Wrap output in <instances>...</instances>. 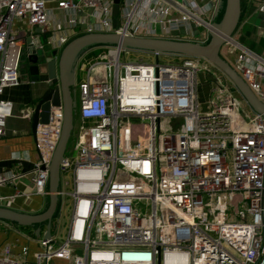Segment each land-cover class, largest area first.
Segmentation results:
<instances>
[{"label": "built area", "instance_id": "obj_1", "mask_svg": "<svg viewBox=\"0 0 264 264\" xmlns=\"http://www.w3.org/2000/svg\"><path fill=\"white\" fill-rule=\"evenodd\" d=\"M257 8L264 11V1ZM207 12L193 0H0V96L21 83L15 21L59 50L97 33L204 46L216 33ZM193 24L199 37L177 36ZM225 46L227 63L264 106V55L236 39ZM130 52L106 46L82 65L80 80L75 68L74 137L58 189V207L69 202L70 218L62 241H40L35 264H264L263 115L242 112L245 101L204 58L146 51L151 61L122 62ZM199 85L207 86L202 106ZM11 111L0 100V139ZM62 125L63 108L52 107L35 133L33 191L17 196L48 195ZM16 178L0 174V189ZM11 198L0 196V208ZM27 253L12 257L6 247L0 264H27Z\"/></svg>", "mask_w": 264, "mask_h": 264}, {"label": "water", "instance_id": "obj_2", "mask_svg": "<svg viewBox=\"0 0 264 264\" xmlns=\"http://www.w3.org/2000/svg\"><path fill=\"white\" fill-rule=\"evenodd\" d=\"M118 3L119 0H114ZM241 0H226L223 17L219 24H214L216 33L211 34L207 45L195 42L153 38H130L117 34L97 33L85 34L69 41L59 52L53 49L48 52L41 46L44 41L34 43L27 41L29 50L23 49L19 71L37 84V95L29 105L31 114V132L33 135L39 125L46 124L52 107L63 108L62 131L56 149L48 167V202L43 212L35 215L18 213L0 208V220L21 226L46 225L44 240L51 238V226L58 208V189L60 183L59 167L64 159L74 125L75 99L73 85L74 60L81 49L86 46L104 45L127 48L129 50L149 51L164 54H179L201 57L209 61L234 86L245 103L257 114L264 117V106L249 90L243 80L231 66L221 58L220 51L226 41H233L240 19ZM114 20V19H113ZM37 32L39 30L37 29ZM159 62L158 59L155 60ZM22 79V77H20Z\"/></svg>", "mask_w": 264, "mask_h": 264}, {"label": "crops", "instance_id": "obj_3", "mask_svg": "<svg viewBox=\"0 0 264 264\" xmlns=\"http://www.w3.org/2000/svg\"><path fill=\"white\" fill-rule=\"evenodd\" d=\"M193 1L208 9L207 18L213 24L220 23L226 0ZM260 1L264 0H241L240 19L234 33V39L255 53L264 55V11L257 8ZM49 6L52 7V4ZM259 14H262V16H259ZM55 15L53 14L52 17L55 18ZM13 27L19 32L24 50L30 49L27 45L29 39L37 44L39 41H44L45 36L37 32L36 28L30 27L25 20L15 21ZM52 35L57 36L58 34L54 33ZM177 36L193 39L197 35L192 25H189L186 29L180 31ZM52 48L55 49L56 47L43 46L46 51H52ZM59 51L58 49L57 52ZM98 51L100 54L106 53V46H89L86 51L77 55L73 63H79L89 53ZM100 54L97 55L100 56ZM19 75L22 77L20 85L5 89L0 96V100L12 104L11 115L7 118L5 124V134L0 139V174L14 173L17 175L15 180L0 189V196L12 197L5 200L1 208L35 215L44 211L48 196L32 195L29 199H25L17 195L23 192H32L34 187L32 170L38 155L35 149V135L31 132L29 105L37 95V84L28 79L22 71H19ZM45 231L46 225L21 226L0 220V256L6 247L9 248L12 257H18L22 248H27V264H35V254L40 251L39 243L43 239ZM51 235L54 236L52 231ZM49 264L71 263L65 260L53 259Z\"/></svg>", "mask_w": 264, "mask_h": 264}, {"label": "rangeland", "instance_id": "obj_4", "mask_svg": "<svg viewBox=\"0 0 264 264\" xmlns=\"http://www.w3.org/2000/svg\"><path fill=\"white\" fill-rule=\"evenodd\" d=\"M119 14H120V4H114L112 6V18L114 20H116L117 17L119 16ZM259 16H262V14H259ZM251 21H252V19H251ZM90 22L93 23V19H90ZM192 28L197 35L196 37H199L200 30L197 27H195L194 24L192 25ZM263 43H264V41H263ZM263 43H262V45H263ZM88 47L89 46L82 48L80 52L82 53V52L86 51L88 49ZM229 47L230 46L223 47L222 51L220 53L221 58L224 59L226 62H228V60H227L226 55H224V51H226V49ZM47 51L50 52V50H47ZM113 53L114 52L111 51L112 56H113ZM140 59L144 60V61H151L152 60L151 56L146 51H137V50H131V52L129 54H127L126 56H121V58H120V60L122 62L128 61V60L129 61H133V60L137 61ZM163 60H165L167 62H173L174 58L172 56H164ZM81 61L79 63H74V66L76 68V73H77V80H80L84 76V74L80 70L82 68H85L82 66L84 64L81 63ZM201 81H202V76H199V83H201ZM198 98H199V104L202 106L204 101L207 98V86L205 87L203 85L202 86L199 85V87H198ZM239 98H241V97H239ZM76 110H78V109H76ZM241 111L246 112V114H249L250 116H253L255 114L252 111V109H250L248 107V105L244 104V103L242 104ZM75 113H76V111H75ZM71 134L72 135H71V138L69 140L67 148H70L72 145V142H73L72 140L74 137V131ZM60 188H61V190H63L62 180L59 183V189ZM69 218H70L69 202L61 203L59 205V207L57 208V211L55 213V216H54L53 221H52V226H51L53 235L56 237L58 242L62 241L66 235V229H67V224H68ZM43 225H45V224H43Z\"/></svg>", "mask_w": 264, "mask_h": 264}, {"label": "trees", "instance_id": "obj_5", "mask_svg": "<svg viewBox=\"0 0 264 264\" xmlns=\"http://www.w3.org/2000/svg\"><path fill=\"white\" fill-rule=\"evenodd\" d=\"M97 54H100V52L98 51V52H91V53H89L88 55H86L82 59L81 63H83L85 65L86 63H88L90 61L96 60L98 58V55ZM51 231H52V229H51Z\"/></svg>", "mask_w": 264, "mask_h": 264}]
</instances>
